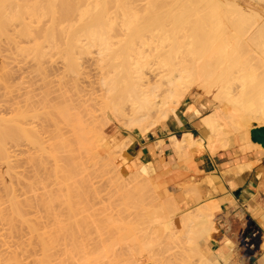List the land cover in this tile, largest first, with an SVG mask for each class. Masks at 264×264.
<instances>
[{"label":"bare ground","instance_id":"obj_1","mask_svg":"<svg viewBox=\"0 0 264 264\" xmlns=\"http://www.w3.org/2000/svg\"><path fill=\"white\" fill-rule=\"evenodd\" d=\"M88 1L85 0L84 2H86V3L84 4L83 0L82 1L81 0H0V41L4 37L9 39L10 40V44H8V45L14 51V54L17 53L21 57L24 56L27 61H28V59H27L28 57L27 56L32 55V57L30 56L32 58V60L29 57L30 58V60L28 61L29 64L26 63V65H25L27 67V64H28L29 65L28 68H30V70H33V69H31L32 66H35V68H38L37 67L38 65H36V64H40V65L42 64V66H43V62H45V59L50 61V59H51L50 57L48 59H47V56L45 57V55L49 54V53L46 54L47 51H49L51 53L50 54L51 57H52V52H53V58L54 57L56 58L57 55L55 54L56 55L55 56L54 53L59 48L60 49L64 48V45H62V44L65 43V48H64L65 50L63 51L64 54L62 53V51L59 52V53H57V52L56 53L64 55L63 57H61V55H59L60 58H64V59H61L62 62L60 61V66L63 69H65V70L69 69L70 72L66 71L65 73H67V74L65 76L67 77V75H69V73H70L69 77L70 76L71 77L69 78V81H66L68 78L67 79H63V77L61 78V79L65 80L66 82L69 83V85H68V83L66 84V85H68L67 89L63 90V91H65V93H63L64 94V98H63V95L61 96V94H60L61 97L59 96V98H61V100H64V101H60L61 103L63 102V104L59 105V107L63 105L64 108H63V106H62L63 109L57 107L56 111H54L52 109H51V111H54L55 113L57 112L56 115H58L57 117L60 118L61 123L63 122L64 126L67 127V130H69L71 132V133H68V131H67V133L76 136V138H75V139H77L76 140L77 141L76 146L79 144V146L82 147L85 144L84 147H82V149L83 148L86 149L89 146V144H87L85 142L86 141L89 142L88 140L91 137H89V138L85 137L86 135L84 133L83 134L81 133V132H84V130L88 126L87 125L85 126L84 124H82L83 126L80 127L81 126V122H79V120L81 121L82 118L81 117H80L81 119L77 118V116H76L77 111L75 113L74 109H76V106H77V109L79 108L78 110H80L81 107L83 108V106H85V104L88 106V104L90 105L92 103V101H91L92 99L86 101V103L85 102L81 103V101H83L82 99H84V101L87 100V99L85 97L84 98H80V97H82V96H86L87 97L91 90H93L92 92H96L97 90L95 91L94 88L93 89H91V88H92V86L95 87L97 85V84L94 83L97 80H98L97 83L99 82L98 84H99V86L101 85L100 87H102V88H100L98 86L99 87L98 88L99 91H97V94L93 95V93L91 92V95H92V97L95 96L94 98L96 100H98L100 102V104H102V105L104 104V106H105V107H103L104 112H105V110L108 109V113H109V110H110V112L112 113V115H111V113H109L111 118L115 119L116 121L118 120V122L119 121L123 122V123H121V122H119V123L123 124L122 126L126 125L127 126L126 128H128L130 125H133L134 128H136L135 124L138 125L140 122H141V124L144 123L142 125L140 124V126L142 127L149 120V122H147L148 125L146 123V126H148V127L150 126L149 130H147V128H146L147 131L143 130V129L141 130V128H139L137 130H134V131H137L139 133L140 137H141V135H145L146 133H148L150 131L154 132L155 129L159 125L160 126H165V124L168 123L171 120V118L176 117L175 110L182 103V101L185 99V97L192 91V89H194V88L196 89L197 88V89L202 90L204 95H206V96L211 95L212 98H213L212 99L213 102L212 103H208L209 111L207 113L203 114L200 117L199 135L197 137H193L190 133H184L178 139L175 138L174 136H170L169 137L168 140L170 141V148L175 154L176 153H180L182 156L186 155V157H188V158L190 156L192 158V160H193V155L197 156V155L203 154L205 152H209L210 155H213L215 152L223 150V148L230 147V145L236 143L237 140H240V141L243 142L245 139L248 138L249 130H250V128H249V126H250L249 120H251L253 117H255V114H258V115H263L264 114V45L262 46L260 44H257L253 40H251L249 37H246L243 34V32H242L243 29L241 27L242 24L243 25L245 24L246 19L254 17L253 16L254 14L250 13L249 10H245L243 8H240V6H237L235 4L233 5V4L229 3L228 0H227V2L225 0V2H223V6H226L225 9L227 10V12L229 10L232 13H231L230 16L223 15L224 16L223 17V25H221V24L218 25V28L220 27V25H221V27L223 26V29H222L223 30V34L222 35H219L220 31H221V27L219 29L220 31L219 32L217 31L219 33L218 35H210V33H209V35H207L206 33H208V32H206V31H208V30L205 31L206 33L202 32L203 34L201 33V31H198V32L195 31L196 33L194 34V30H193V32H191L192 30L190 29V32H189V27H187L188 28V32L187 33L189 35L188 34L186 35L184 32L187 31L186 30L187 29L186 26H187L188 22H189L188 26H190V23H191V20H192V18H191L192 15L191 16L189 15L191 20H188L189 18L188 19L184 18V17L188 16L187 12L189 10L188 11L186 10V12H185V10L180 8V10H183L187 16L185 14L182 15L184 12H181L182 14H179L180 17L178 15L176 16V17H178V22H180L179 18L180 19L184 18L183 19L184 22L181 20L183 23L180 22L181 26L178 27L180 29L177 28L178 31H177V29L174 28L173 31H175V32H172V30H171L172 33H170V31L168 30L169 33L171 34L170 35V34H168L167 30L165 29V27H166L165 24L166 23H164L161 20V18L158 17L159 15L158 16L156 15L157 18H156V16L153 18V14H151L152 11L150 12V8H151L150 3H148V5L146 4L147 5L146 7L149 10L148 9L145 10L146 7H143L144 10H142L141 9L142 5L138 4L135 0H117L115 2V4L112 3L111 0H88ZM135 2H136V4H135ZM217 3H218V1H217ZM82 4H84V5H82ZM137 4L139 5V7H138ZM140 5H141V7H140ZM151 5H152V3H151ZM175 5H176V3H175ZM175 5H174V8H176V10H177V7ZM113 8H114V11L112 10ZM147 10H148V12H147ZM151 10H154V8L151 9ZM220 10L218 11L219 13H220ZM189 12L192 13L191 11H189ZM218 12H216V15H219ZM179 13H180V11H179ZM150 14L152 16H150ZM146 15H148L150 17H148V16L146 17ZM162 15H163V13H162ZM173 17H175V16H173ZM162 18H164V17H162ZM218 18H219V16H218ZM185 19H186V22H185ZM231 19H232V21L235 20L236 22L234 21V24L230 23ZM187 20H188V22H187ZM160 21H162V22H160ZM172 21H174V20H172ZM217 21H216V24H217ZM176 22L177 21H175V24H176ZM194 22H197V21H194ZM202 22H203V20L201 21V23ZM162 23L164 24L165 27H163ZM184 23H187L186 26H185ZM218 23H221V20H219ZM169 24L171 25L170 28L171 27H175V24L172 25L170 23V21H169ZM198 24H200V23H197V25ZM232 24L234 26H232ZM166 25H168V23ZM177 25H178V23H177ZM192 25H195V23L192 24ZM182 26H183L184 30H183V28H181ZM203 26H204V24H203ZM209 26L210 25L208 24L207 27H209ZM207 27H204V28H207ZM214 27H215V25L213 26V28ZM192 29H196V28H192ZM199 29H201V28L199 27ZM203 30L204 29L202 28V31ZM209 30H211L210 27H209ZM176 33H178L177 34L178 36L177 35L175 36ZM180 33H181V36L179 37ZM197 33H199V35ZM172 34H174V35H172ZM63 41H64V43H63ZM172 41H174V43H172ZM4 42H6V39L4 40ZM4 42H2V43H4ZM8 42H6V43H8ZM261 42L264 44V39L261 40ZM168 47H170L171 49L166 51V49ZM1 49L4 50V51L5 50L8 51V49H5V48L3 49V48H1V45H0V56L2 58V57H5L6 54L3 55L4 51L2 52ZM60 49L58 51H60ZM92 49L94 50V52L96 50L95 55H97V56H95V55L91 56L90 55ZM50 50H52V51H50ZM8 52H10V51H8ZM50 55H48V56H50ZM84 55H85V57L87 56V58L91 56V59L89 58L90 60H92L93 56L94 57H98V59L96 58L97 61L95 60L96 61L95 64L98 63V65H99V67H98L95 64H91V61H90V64H91L90 67L93 65L94 67L97 66V68H98V71L95 68L97 73H96V71H94V68H93V71H92V72L96 73V74L94 73L95 75L93 74L94 76H96V78H94V80H93L94 82H92V83L95 84V86L92 83H90L89 77L87 78V76H86V78H84L85 76H83V78H84L83 81H87L88 80L89 84L90 85L92 84L90 89H89V85H88V88H87L86 87L87 85L85 84L86 85L85 86L83 84L85 86V88H87V91H88V89L90 90L88 92V94H86L87 91H84L86 89H80L79 87H77L78 84L80 83V80H82V78H80V74L85 72V73H89V76L91 75L90 71L87 70L86 68H85V70H87V71L84 70V72H83V69L80 68L82 62L85 61V58H82ZM7 57L8 56H6V59H7ZM12 57L13 56H12V53H11V58ZM16 57L12 58L15 61V63H17L19 61V58H17L18 61L16 62V60H17ZM24 57L21 58V60H24L25 59ZM43 58H44V60H42ZM58 59H59V57H58ZM81 59L82 60L84 59V61H81ZM94 59L95 58H93V60ZM93 60H92V62H94ZM48 61H47V63H49ZM256 61L258 62V67H257ZM25 62L26 61H24V63ZM11 63H13V61L10 62V64ZM15 63H13L14 64V65H12L13 67L17 65ZM88 63H89V61H88ZM84 64L86 65L87 62L84 63ZM50 65H51V68L54 65L56 66L55 62L53 64V66H52V63L49 64V67H50ZM85 65L82 64V67L85 66ZM8 66H9V64H8ZM57 66H59V65H57ZM85 67H87V66H85ZM88 67H89V65H88ZM9 68H4V70L5 69H9ZM62 68H61V70H58V71H62L63 70ZM57 69H59V68H57ZM80 69H82V71ZM12 70L15 71L14 68ZM22 70H23V67H22ZM6 71H8V70H6ZM35 71L37 72V70H35ZM63 72H64V70H63ZM79 72H81V73L78 75ZM29 74H28V76H30ZM8 75H7V78H8ZM11 75L9 77H11ZM33 75H31V76H33ZM53 75H55V74H53ZM85 75H87V74H85ZM63 76H64V74H63ZM78 76H79L80 80L79 79L77 80ZM20 78L22 79L24 77L22 76ZM28 78L29 77H27V80H29ZM90 78L93 79V76H91ZM85 79H87V80H85ZM0 80L3 82L6 79L3 80V78L2 79L0 78ZM18 80L22 81L20 79H18ZM63 80H61V81H63ZM17 81H16V84H17ZM78 81H79V83H78ZM152 81L157 83V84L153 85ZM23 82L25 83V80H23ZM26 82H28V81H26ZM57 82H59V80ZM12 83H13V81H12ZM36 83H37V80H36ZM40 83H41V81H40ZM64 83L65 82H63V84ZM20 84H23V83L21 82ZM9 85H8V87H9ZM66 85H65V87H66ZM83 85L80 84L79 86L82 87ZM49 86H50V84H49ZM10 87H11V85H10ZM20 87H21V85H20ZM31 88H32V86H31ZM36 88H37V86H36ZM96 88L97 87H95V89ZM21 89L22 88H20V91H21ZM26 89L27 90L30 89L29 86ZM18 90H19V88H18ZM23 90H24V88H23ZM27 90H26V92L29 91V90L28 91ZM82 90L84 91V94L80 93V92H82ZM4 91H5V89H4ZM8 91H9V89L6 90L7 93H8ZM10 91H11V89H10ZM10 91H9V94L11 93ZM35 91H37V89ZM42 91H43V89H42ZM47 91H49V90L47 89ZM78 91H80V92H78ZM55 92H57V91H55ZM58 92H60V91H58ZM29 93L30 94L23 95L20 99L18 97L19 103H17V99H15L17 96L16 97L13 96L14 98L12 97L13 99H12V101H10L9 105L7 104L8 103L7 102V103H3L0 106V122H4V121H1L2 119L4 120V117L1 114L2 113L1 111L3 110L4 104H7L9 106V107L7 106V109H6L7 113L9 111V113H8L9 120H10V118H13V117L15 118L14 119L15 121L12 124L10 123V126H12L11 130L14 132V133H11V132L10 133L12 134L13 141H14L15 144L12 143V141L11 142L9 141V142L12 143V144H10L11 147H13V144H14L15 148H17L16 149L17 151L19 150V148L21 150V147L23 145V143H21L22 145L20 147V143H19V141L21 142L20 138L24 137V141L27 138L30 139V140L28 139V142L25 141L27 143L24 144V145H26V148H27V145H28V149H27V151H28V150L31 149V147H33V149H34V147L37 144V141L39 140V137H40L39 135L41 134V132L39 133V135L38 134H35V135L33 134V136L38 137V140L35 137V139L37 141L34 140L33 137H31V135L27 136L29 134L28 132H31V134H32V131H34L33 133H35L36 129H38L40 124H42V122L40 123V120H39L40 117H43V115L41 116L40 111H39L40 115L38 114V112H37V115H36L37 117H38V115L40 116L39 118L36 117L37 120H39V124L37 122V124L39 126L36 125V123H34L36 121L35 120L36 118H34L33 122H31L32 121V116L31 115H30V117L28 116V119L30 118L31 121L29 120L30 122H26V123H29V124H27V125H26V123L22 124V119H24V120L27 119L26 116L29 115V114H32L36 110L35 107H34L33 111L30 110L31 108H29V109L27 108L31 104V103H29L30 101H27L30 98L28 96L32 95L35 92H32V91L30 92L29 91ZM60 93H62V92H60ZM19 94H22V93L20 92ZM23 94H24V91H23ZM5 95H7V94H5ZM58 95H59V93H58ZM51 96H52V94H51ZM24 97H25V99L26 98L27 99L25 100ZM32 97H33V95H32ZM46 97H47V95H46ZM22 98L25 100V103H26V104L24 103V105H23V106H25L26 110L22 107L25 111H21V108L19 107L20 104H21L20 100ZM7 99H9V98L7 97ZM14 99H15V101H14ZM79 99L81 101H79ZM30 100L32 101L33 99H30ZM57 100H58V97H57ZM198 100H199V98H194L192 100V102L187 106V109H186L187 113L190 114V113L194 112L195 102H199ZM50 101H51V99H50ZM87 102H88V104H87ZM99 102H98V104H99ZM36 103L34 102L35 105H36ZM74 103L75 104L77 103L78 105L81 103V107H79L80 105L78 106L77 104L74 106ZM34 104H32V106ZM82 104H84V105H82ZM32 106L30 105V107H32ZM42 106L45 107L44 104ZM106 106H107V108H106ZM5 107H6V105H5ZM100 107H101V105H100ZM100 107H99L98 111L101 109ZM85 108H87V107L85 106ZM96 108H97V106H96ZM37 109H39V108L37 107ZM90 109H91V107H90ZM90 109H88V110L90 111ZM40 110H41V106H40ZM84 110L86 111V109H84ZM88 110H87V112H88ZM101 110H100V112L103 111V110L102 111ZM46 111H48V110H46ZM94 111H90V112L94 113ZM72 112H74V113H72ZM104 112H102L100 114L98 112L97 114L99 116L102 114L101 116H103ZM3 113H4V111H3ZM47 113H50V112H47ZM82 113H83V111H82ZM33 114L35 115V112ZM85 114H86V112H85ZM34 115H33V117H34ZM87 115H89V114H87ZM95 115H96V111H95ZM95 115L94 114L92 115V119H93V116L97 117ZM86 116H85V118H87ZM153 116L155 118L156 117L157 118L155 119ZM45 117H47V116H44L43 118H45ZM151 117L153 118L152 120L149 119ZM17 118H19V119H17ZM20 118H22V119H20ZM90 118H91V116H90ZM40 119H42V118H40ZM50 119L51 118L49 117V120ZM52 119H54V118H52ZM84 119H82V120H84ZM9 120H8V122H6V124L9 123ZM18 120H20L21 123ZM96 120L99 121V118H97ZM105 120H106V118H105ZM150 120L153 121V122H151ZM11 121H12V119H11ZM17 121H18V123H17ZM42 121L44 122V119ZM101 121H103V120H101ZM56 122H58V121H56ZM83 122H85V120ZM86 122H85V124H86ZM150 122H151V124L149 125ZM19 123H20V125H19ZM32 123H34V124H33L32 127H30V125H32ZM48 123L47 124L43 123L44 125H47V128L45 127L46 129H48ZM93 123L94 122H92L91 126L93 125ZM95 123L97 124V121H95ZM43 124H42L41 129H43ZM54 124L57 126L56 123H53L51 126H54ZM23 125H25V126H23ZM28 125H29V128L26 129L27 128L26 126H28ZM0 126H1L0 138L2 139V142L0 140V143L3 146V147L1 146V148H5V146H4V144L6 142L5 138H7V137L8 138L9 137L12 138V137L10 136L11 134L6 133L7 130H8L7 128H9V127H7V125L5 126V128L6 127L7 128L4 129L6 131L2 130V125H0ZM20 126L21 127L23 126L25 129L23 127L21 128ZM34 126H36V127L38 126V127L37 128L35 127L36 129H33ZM61 126H62V124H61ZM61 126H59V127H61ZM94 126H97V125H93L92 128L90 127L91 130L88 129V131L89 130L90 131H92V130L95 131L96 130L95 132L99 133V136L101 135L102 137H104L105 136V135H103L104 133L101 134L100 132H97L98 126L95 127V129H94ZM59 127L57 126V129H59ZM132 127L130 126V130L132 129ZM254 127H255V125H254ZM82 128L84 130H81ZM49 129H50V127H49ZM57 129H55V131H57ZM52 130H54V129H52ZM42 131H46V130H42ZM94 131H92V132H94ZM98 131H102V130L98 129ZM1 132H5L3 134L4 137H2ZM26 132L28 134H26ZM95 132L93 134L96 135ZM54 133H52V134H54ZM61 133L59 132V134H61ZM52 134H50V135H52ZM68 134H66L64 136V139L66 138V136H68ZM86 134L88 135V133H86ZM20 135H21V137H20ZM48 135L46 137L44 136V138L47 139V140L45 139L46 140L45 143L48 142ZM58 136L61 137L62 135H58ZM97 136H98V134H97ZM25 137H27V138H25ZM52 137L54 138V136H52ZM60 137H59V139H61ZM83 137H85L86 140H84ZM62 138H63V136H62ZM71 138H72V136H71ZM71 138H69V139H71ZM94 138H95V136H94ZM57 139H58V137H57ZM64 139H63V142H64ZM41 140H42V137H41ZM55 140H56V138H55ZM162 140L163 139H158L156 141H162ZM33 141H36V143L35 142L33 143ZM42 141L44 142V140H42ZM72 141L74 142V140H72ZM22 142H23V139H22ZM39 142H41V141H38V143ZM31 143H33L34 146L32 144V146L30 147ZM58 143H59V140H58ZM101 143L102 142H100V144ZM40 144H44V143H40ZM40 144H37V145L40 146ZM90 144H92V143H90ZM155 144L159 145V142H157ZM158 145H155V146H158ZM160 145H162V143ZM39 146H37V148L41 149V147H39ZM63 146H65V144ZM63 146H61V147H63ZM42 147L44 148V146H42ZM66 147L64 149H66ZM80 147H78V148H80ZM90 147L91 146H89L88 148H90ZM105 147L107 148L108 146L106 145ZM15 148H14V150H15ZM43 148H42V150H44ZM68 148L70 149L71 146L69 147V145H68ZM122 148H121V150H122ZM156 148H158V147H156ZM6 149L7 148H5L4 150H6ZM50 149H51V147H50ZM58 149H61V148H58ZM1 150L3 151V149H1ZM24 150L26 151L25 148H23L21 151H24ZM77 150H79V149H77ZM77 150H76V152H77ZM11 151H13V149H11V148L9 149V151L7 149V153L5 151L6 154L3 151V153H2L3 158H1L2 156H1V153H0L1 160L5 159V160H3L4 162H2V163H4V166H5V164L7 162L9 163L10 167L7 166V164H6V166L9 167V168H7L5 166L6 167L5 169H7V170L11 169V167L14 165V163L12 162V166H11L10 162H11L12 159H14L15 153L18 154L17 151L16 152L13 151L14 152L13 153L14 155H13L11 153ZM34 151H35V149H34ZM37 151H39V149ZM67 151H69V150H67ZM8 152H10L11 155H9ZM18 152H20V151H18ZM48 152H45V154L47 153V155H45L46 157L48 156ZM59 152H60V150H59ZM51 154H49V157L52 158V156L54 154L53 155H51ZM66 154H63V155H66ZM8 155L11 158L12 157L13 158L12 159L8 158ZM63 155L61 154V156H63ZM72 155H71V157H72ZM125 155H123L122 157H124ZM4 156H6V157H4ZM54 157H56V159L58 158V156H54ZM54 157L52 159L53 160L52 162H54V164H56L57 160L54 161V159H55ZM51 158H49V160ZM82 158L84 159V157H82ZM126 158L127 157H125V159ZM141 159H142V157H141ZM49 160H48V162H49ZM78 160H79V158H78ZM130 161H132V160H130ZM133 161H135V159ZM36 162H38V160ZM28 163H29V161H28ZM58 163H60V162H58ZM15 164H17V161L15 162ZM19 164H20V161H19ZM23 164H25V162ZM107 164H104V166L108 167ZM135 164H137V163L135 162ZM25 165H23V167ZM29 165H30V163H29ZM0 166H1V164H0ZM15 166H17L18 169H20V167L18 165H14V168H15ZM125 167L127 168V166H125ZM129 167H130V170H132V167H135L134 163L131 162V166L129 165ZM137 167L138 168L140 167L138 173H136V171L138 170L137 168H135V170L137 169L136 171H134V169L132 170V171L135 172L136 176L140 175L143 172L141 170L142 163H141V165H139ZM46 168H47V166H46ZM126 168H125V171H126ZM42 169H45V168H42ZM57 169L54 167V170H57ZM83 169L85 170V168H83ZM36 170H37V168H36ZM54 170L52 171V173L56 172ZM128 170H129V168H128ZM19 171H21V170H19ZM113 171H114V167H113ZM10 172L12 173V171H10ZM42 172H44V171H42ZM42 172H41V174H42ZM79 172H81V171H79ZM23 173H25V172H23ZM23 173H22V176H23ZM45 173H46V170H45V172L43 174H45ZM57 173H59V171ZM84 173H85V171H84ZM13 174H15V173H13ZM16 174H20V173L16 172ZM50 174H51V171H50ZM65 174H66V172H65ZM122 174L124 175V173H122ZM1 175H0V177H1ZM28 175H26V176H28ZM125 175H126V173H125ZM3 176H6V174H3ZM59 176H61V175H59ZM75 176H77V175H75ZM81 176H83V175H81ZM9 177L10 176H7L6 178H9ZM54 177H55V175H54ZM119 177L120 176H118L115 179H118ZM59 178L63 179L61 177H59ZM71 178H69V179H71ZM79 178L81 179V177H79ZM132 178H130V179H132ZM128 179H127V175H126V180H128ZM33 180H34V178H33ZM46 180H48V179L46 178ZM16 181H19V179L18 180L16 179ZM103 181H104V179H103ZM131 181L133 182V179ZM0 182H4V184H5V180L4 181L1 180ZM19 182H18V184H19ZM22 182H24V180H22ZM57 182H58V180H57ZM69 182H67V183H69ZM120 182H122V181H120ZM129 182H130V180H129ZM28 183H29V181H27V183H25V185L26 184L28 185ZM54 183L55 182H53L52 184H54ZM67 183L65 182V184H67ZM4 184L0 183V185H3V186H4ZM8 184H10V183H7L5 186H7ZM74 184H76V183H74ZM82 184L83 183H81V186H82ZM93 184H95V183H93ZM126 184H130V183H126ZM10 185L13 186L12 184H10ZM25 185H24V187H26ZM57 185H59V184H57ZM57 185H56V188H57ZM63 185L64 184H62V186ZM96 185H97V183H96ZM109 187L113 189V187H111V186H109ZM122 187H123V185H122ZM129 187H130V185H129ZM82 188L84 189V187H82ZM5 189H3L4 191H2V189H0L1 193L4 192L7 199L9 198L10 195H11L10 198H12L13 197L12 195L15 194V190L16 189L14 187L11 188V190L14 189V192H12L14 194H10L11 191L10 192L8 191L10 189V187H8V190H7V188H5ZM31 190H30V193H32ZM36 190H37V188H36ZM64 190L68 191L67 189H65V187H64ZM91 190H92V188H91ZM5 191L9 192V196L8 197H7L8 193H6ZM28 191H29V189H28ZM77 191H79V190H77ZM143 191H144V189L142 190V193H143ZM23 192H24V190H23ZM23 192H22V194H23ZM84 192H85V190H84ZM147 192H148V190H147ZM1 193H0V200H1L0 202L3 204V201L1 199V195H3V194H1ZM27 193L28 192H26V194ZM67 193L68 192H66V194ZM104 193H106V192H104ZM126 193H128V192H126ZM22 194H20V195H22ZM50 194H51V192H50ZM60 194H62V191H61ZM23 195H22V197H23ZM28 195H30V194H27L26 196H28ZM55 195H54V197H55ZM34 196H37V195H34ZM2 197L5 198L4 196H2ZM23 198H22V200H23ZM29 198H30V196H29ZM97 198H98V196H97ZM7 199L4 200V201H6V202H4L5 205L8 202L10 204V202H11V199L10 200L9 199L7 200ZM14 199L15 198H13V200H12V202H14V203L12 204V202H11V206L12 207L17 204V201H15ZM68 199H66V202H67ZM79 199H81V198L79 197ZM16 200H17V198H16ZM24 201H26V200H23V202ZM27 201L29 202V200H27ZM63 201H64V199H63ZM181 201L182 200H179V202H181ZM200 201H201V197L198 194L197 189L195 188L192 191V195L189 198H187L186 200H183V202H181V204L179 205L178 209L175 210L178 213L181 210L180 211L181 212L180 215L179 216L172 215L169 218V221L165 225V227L167 228V231H168V229L176 230V232H172L171 231V233H172L171 236H173V238L175 239V242H174L175 243V248L177 247L176 250L178 252L174 248L173 249L177 252V254L179 253V255H180L179 258H180L181 261L178 262L179 258H177L178 261H173V263L177 262L178 264H192L193 263L192 260H193V258H195V260L197 259V262L194 261L196 263H193V264H197V263L198 264H219L218 261L212 256L213 252L207 247L208 242L212 239V235L217 231L216 228H215V223H214V221L212 219H213V213L219 209V206H218V204H216V202L210 201V199L209 200H203L202 202H200ZM74 202H75V200H74ZM122 202H124V200ZM125 202H126V200H125ZM1 203H0V205H1ZM29 203H31V205H32V202H29ZM9 204H7V205H9ZM47 204H50V203L48 202ZM67 204H68V202H67ZM74 204H76V203H74ZM79 204H78V206H79ZM24 205H25V202H24ZM31 205H30V207H31ZM39 205L40 204H39V201H38V206H37V204L34 205V209H35V206L37 208L34 212L30 210L31 209L30 207H29L30 211H28V210L26 211L25 210L23 212H20V211H22V209L21 210L20 209L17 210V209H13L14 207L12 208V207H8L7 206L8 209L9 208L13 209L12 211H11V209H9L11 211L9 213V212H6V211H2V208L0 207V233H1V231H3L1 233L2 235L0 234V238L1 237H2L1 239H3L4 237L6 238L5 242H4L5 239H3V240L0 239V241L1 242L3 241V244L5 243L4 245L6 246V247H4L3 244L0 243L1 246L4 247V249H3V247L2 248L0 247V249H1L0 251H2V249H3V251L0 252V264H9L10 261H11L12 264H62V263L64 264V262L67 261V259L65 260V258H62L64 256V253H65L64 251H63L64 252L63 256L61 254L62 257L59 258L60 257V254H59L60 251L58 252L57 251L58 249L57 250L55 249L56 246L54 247V245L52 243H50V242L49 243L45 242V241H49L50 238L52 240H54V238H52V237H47V239L43 238L44 233L47 234V231H49V230L45 229L46 232H44V229H43V232H44V233L42 232L43 235L41 233L39 234L38 230H40V229L37 230V226H36L37 224L34 225L33 222L37 223L39 220H41V222L39 221L43 225L41 227H44L48 222H52V226L54 225V227L55 226L58 227L56 229H58V231H60L61 228H62L61 227L62 224H64V221H65L66 229H67L68 227L71 226V224L69 225L66 222L68 221L69 223H72L71 221H74V220H71V219H74L75 217H77L78 214L76 216L74 215L76 213V210L74 208L73 209L75 210V213L74 212H70V211L64 212V211H61V209L60 210L58 209V211H54L55 210L54 207H52V209H54V210L51 209L52 211H50V210H48L49 208L47 209V207H45L46 208V215L44 216L42 214L43 212L41 213L42 216H44L45 219H46V220H44V221H46V223H43L42 221H43L44 218L41 219L42 216H40L41 217L40 218L39 215H38V213H39L38 212L39 211ZM95 205H96V203H95ZM95 205H92V206H94L93 208H95ZM6 206H4L3 210L5 209ZM48 206H50V205H48ZM64 206L65 205H63V207ZM16 207L19 208L21 206L20 205L18 206V204H17ZM58 207H60V205ZM83 207H85V206H83ZM26 208H27V205H26ZM26 208H24V209H26ZM79 208H82V207L80 206ZM96 208H97V206H96ZM121 209H123V208H121ZM32 210H33V206H32ZM109 210H111V209H109ZM71 211H72V209H71ZM117 211H119V210H117ZM35 212H37V213H35ZM82 212H83V210H82ZM82 212H81V216L84 214V213L82 214ZM103 212L105 213L106 211L104 210ZM92 213H95V212H92ZM114 213L116 214L117 212L114 211ZM33 214L35 216L38 215L37 217H39L40 219H38V221H36L35 218H37V217H34ZM87 214L88 213H85L83 217H87L88 218L89 214L88 215ZM109 216H106V217L108 218ZM78 217L75 218V219H78ZM99 217L100 216L98 215L96 218H99ZM89 218L87 219L88 223H89V221L91 222L93 219H95V218H90V219ZM47 219H49V221ZM111 219L113 220V217ZM117 219L119 220L120 218H117ZM109 220H110V218H109ZM80 221L78 222V220H77V222L76 221L75 222L82 225L83 223H80ZM83 221H84V219H83ZM75 222H73L74 226H75ZM119 222H120V220H119ZM84 223L87 224L85 221H84ZM67 224H68V227H67ZM92 224H93V222H92ZM97 225L99 226V224H97ZM49 226L50 225H48L46 227H49ZM38 228H40V227L38 226ZM50 228H52V227L50 226ZM81 228H83V226H81ZM19 230H20L21 233L19 232ZM21 230H25L26 232L24 233V231L22 232ZM41 230H42V228H41ZM68 230H69V228H68ZM105 230L108 231L107 229H105ZM17 231L20 233V235H19V233ZM55 231H57V230H55ZM82 232H84V231H82ZM36 233H38V234H36ZM68 233H70V232H68ZM86 234H89L88 231H86V233L84 235H86ZM40 235H42V236H40ZM48 235H45V237L48 236ZM56 235H58V234H56ZM143 235H144V233H143ZM89 236L87 235V237H89ZM91 236H93V235H91ZM91 236H90V239H88V240H91V238H92ZM137 236L133 235V237H135L134 241H135ZM93 237H95V236H93ZM104 237H105V235H104ZM131 237H132V235H131ZM103 238H101V239H103ZM146 239H147V237H146ZM156 239H157V237H156ZM143 240H144V238H143ZM86 241H87V239H86ZM137 241L139 242L138 238H137L136 242ZM131 242H133V241H131ZM113 243H115V242H113ZM71 244H73V243H71ZM116 244H117V242H116ZM132 244L129 245V246H132ZM149 244L151 245V243H149ZM142 245H144L143 242H142ZM142 245L140 243L139 247L142 246ZM73 246H74V244H73ZM134 246H132V247L137 249V246L136 245H134ZM149 247H148V249H150ZM143 248L146 249V245ZM140 250L141 249H139V251ZM133 251L131 253L130 252L129 253L132 256H134V255L136 256V252L138 250L134 251V252ZM139 251H138V253H139ZM173 251H172V253H173ZM148 252H152V251L148 250ZM2 253L5 254L3 258H2V255H3ZM69 253H70V251H69ZM72 253H75V252H72ZM82 253H80V254L83 255ZM146 253H147V251H146ZM168 253L169 254H167V255L176 256L175 253L173 255H171L170 254L171 251H169ZM125 254H126V252H125ZM139 254L141 255V253H139ZM139 254H137V256ZM129 255H127L128 257L125 256L128 259H126V260L123 259V260H125L123 262H122V260L120 261L121 258L117 257V258H119V260H117L116 263L119 261L121 263L118 262L117 264H140V262L136 263L137 260L135 261L134 259L132 260L131 258H129V257H132L131 255L130 256ZM146 255H148V254H146ZM152 255L154 256L153 252H152ZM190 255L196 256V257L191 258V263H190L189 258H188ZM6 256H7V258H6ZM174 256H173V258H174ZM85 257H83V258H85ZM125 257L123 256V258H125ZM176 257H178V256H176ZM74 258H76V256ZM149 258H151V257H149ZM186 259H188V260H186ZM221 259L223 260V258H221ZM173 260H176V258H174ZM77 261H79V259ZM110 261L108 260L109 263L107 262V264H112L113 263V261H111L112 263ZM156 261H158V260H156ZM177 263H175V264H177Z\"/></svg>","mask_w":264,"mask_h":264},{"label":"rangeland","instance_id":"obj_2","mask_svg":"<svg viewBox=\"0 0 264 264\" xmlns=\"http://www.w3.org/2000/svg\"><path fill=\"white\" fill-rule=\"evenodd\" d=\"M82 1V0H81ZM85 0H83V3L85 4L86 2H84ZM86 1H88V0H86ZM117 0H111V2L112 3H114L115 4V2H116ZM138 4H141L142 5V10H144V8L143 7H146L147 5H148V3H150V6H151V8H150V12H151V14H153V18L157 15H159L158 17L159 18H161V20L164 22V23H168V25H166L165 24V26H164V24H163V27H165V29L167 30V32H168V34H170V33H172V32H175V31H173L174 30V28L175 29H177L178 27H180L181 26V24H180V22L181 23H183L184 22V18H186V19H188V20H191L190 19V16L192 15V20H191V23L192 24H194L195 23V25H192L191 23H190V26H188L189 25V22H188V20H187V22H188V24L187 23H184L185 24V26H186V24H187V26H186V28L187 27H189V32H190V29L192 30L191 32H193V30H194V34L196 33V32H198V31H201V33L203 32V33H206V32H208V33H206L207 35H209V33H210V35H218L219 33V29H220V27H221V25H223V15H226V16H230L231 15V11H229L228 10V12H227V10L225 9L226 8V6H223V2H225V0H135ZM149 1V2H148ZM217 1H218V3H217ZM229 1V3H231V4H235V5H237V6H240V8H243V9H245V10H249L250 11V13H252V14H254L253 16L254 17H251V18H247L246 19V21H245V24L243 25H241V27H242V32H243V34L246 36V37H249L251 40H253L255 43H257V44H260V45H264L262 42H261V40H263L264 39V0H228ZM263 1V2H262ZM89 2V1H88ZM136 2H135V4H136ZM178 2V3H177ZM212 2V3H211ZM226 2H227V0H226ZM151 3H152V5H151ZM175 3H176V5H175ZM180 3V4H179ZM191 3V4H190ZM84 4H82V5H84ZM137 4V5H138ZM147 4V5H146ZM189 4V5H188ZM141 5H140V7H141ZM145 5V6H144ZM174 5L177 7V10H176V8H174ZM181 6V7H180ZM187 6V7H186ZM138 7H139V5H138ZM154 8V10H151V9H153ZM211 7V8H210ZM180 8H182L183 10H185V12H186V10L188 11H191L192 13H190L189 11L187 12L188 14V16L185 14V12L183 11V10H180ZM223 8V9H222ZM146 9H148L147 7L145 8V10ZM221 9V10H220ZM228 9V8H227ZM113 11H114V8L112 9ZM111 10V11H112ZM149 10V9H148ZM148 10H147V12H148ZM176 10V11H175ZM220 10V13L218 12ZM176 13H175V12ZM179 11H180V13H179ZM224 11V12H223ZM181 12H184L183 14L181 13ZM216 12H218L219 13V15H216ZM227 12V13H226ZM157 13V14H156ZM162 13H163V15H162ZM176 15H175V14ZM223 13V14H222ZM150 14V16H152ZM174 14V15H173ZM179 14H182V15H186L187 17H182L183 19H180L179 18V20H180V22H178V17H176L177 15L180 17V15ZM212 14V15H211ZM181 15V16H182ZM190 15V16H189ZM148 15H146V17H147ZM150 16H148V17H150ZM157 16H156V18H157ZM173 16H175V17H173ZM217 16V17H216ZM218 16H219V18H218ZM162 17H164V18H162ZM196 18V19H195ZM174 20V21H172V20ZM177 19V20H176ZM186 19H185V22H186ZM207 19V20H206ZM160 20V19H159ZM166 20V21H165ZM183 22H182V21ZM203 20V24H204V26H203V24L201 23V21ZM219 20H221V23H218V21ZM162 21H160V22H162ZM168 21V22H167ZM169 21H170V23L172 24V25H174L175 24V21H177L176 22V24H175V27H171L170 28V24H169ZM193 21V22H192ZM194 21H197V22H194ZM216 21H217V24H216ZM235 21V20H234ZM234 21H232V19H231V22L230 23H233L234 24ZM236 22V21H235ZM177 23H178V25H177ZM197 23H200V24H198L197 25ZM215 23V24H214ZM161 24V23H160ZM208 24L210 25L209 27L211 28V30H209V27H207L208 26ZM212 24V25H211ZM219 24H221L220 25V27L218 28V25ZM232 24V26H234ZM156 25V24H155ZM177 25V26H176ZM183 25V24H182ZM215 25V27L213 28V26ZM198 27V28H197ZM199 27L201 28V29H199ZM204 27H207V28H204ZM181 28H183V26L181 27ZM192 28H196V29H192ZM202 28L204 29L203 31H202ZM178 29H180V28H178ZM178 29H177V31H178ZM223 26L221 27V31H220V34L219 35H222L223 34ZM170 31V33H169V31ZM171 30H172V32H171ZM183 30H184V28H183ZM182 30V31H183ZM187 30V31H186ZM185 31L186 32H184L186 35L188 34L187 32H188V28L186 29ZM206 30H208V31H206ZM196 31V32H195ZM206 31V32H205ZM218 31V32H217ZM180 32V31H179ZM217 32V33H216ZM200 33V32H199ZM199 33H197L198 35H199ZM202 33V34H203ZM178 33H176L175 34V36L177 35ZM183 34V33H182ZM171 35V34H170ZM172 35H174V34H172ZM189 35V34H188ZM174 36V37H175ZM178 36V35H177ZM181 36V33L179 34V37ZM12 38V37H11ZM6 39V42H8V43H6V42H4V40ZM3 40V41H2ZM2 40L0 41V45H1V48H5V49H8V51H10V52H8V51H4V50H2V52H3V55L4 54H6L5 55V57H2L1 58V56H0V78L2 79L3 78V80L4 79H6V80H4L3 82L1 81L0 82V106L3 104V103H7L8 105H9V103H10V101H12V99L14 98V97H16L15 99H17V103H19V99L23 96V95H25V94H30L29 93V91L31 92H35V93H33L32 95H33V97H32V95H27L28 97H30L29 98V100H27V101H30L29 103H31L30 105L32 106V104H34V102L36 103V105L34 104L32 107H30V105L27 107L28 109L29 108H31L30 110H34V107L36 108V110L34 111L35 112V115H34V117H33V115L32 114H29V115H27L26 116V118L27 119H22V118H20V119H22V124H25L26 122H30L31 120H30V118L28 119V116L30 117V115L32 116V121L31 122H33V119L34 118H36L37 116V112H38V114H39V111H40V113H41V116L43 115V117L44 116H47V117H45V118H43V117H40L39 115H38V117L37 118H42V119H40L39 118V120H40V123L42 122V124L44 123V124H47L48 122V129H46L47 128V125H44L43 124V129H41V127H42V124H40V126L38 125L39 124V120H37V118L34 120L35 122L34 123H36V125H38L39 126V130L38 129H36L37 127L36 126H34V128L33 129H36V131H35V133H33L34 131H32V134H31V132H26V134H28L27 136H29V135H31V137H33V139L34 140H38V137H36V136H33V134L35 135V134H38L39 135V133L41 132V134L39 135L40 137H39V140L38 141H41V142H39L38 143V141H37V144H40V143H44V144H40V146L39 145H37L36 144V146L34 147V149H35V151H34V149H33V147H31L32 146V144L35 142L36 143V141H33V143H31V145H30V147H31V149L30 150H28L27 151V149H28V145H27V148H26V145H24V144H26L27 142H28V139L29 138H27V137H25V138H27V139H25V141H27V142H25L24 141V137H22V138H20V140H21V142L19 141V143H20V147H21V143H23V145H22V147H21V150L23 149V148H25L26 149V151L24 150V151H21L20 150V148H19V150L18 151H20V152H18L16 149L17 148H15V146H14V141H13V137H12V134L11 133H14L12 130H11V127L12 126H10V123L12 124L15 120V118L13 117V118H10V120H9V115H8V113H9V111H8V113H7V104H4V107H3V110L1 111L2 113V116L4 117V120L2 119L1 121H4V122H0V125H2V130L3 131H6V130H4V129H6L7 127H9V128H7L8 130H7V132L6 133H8V134H11L10 136L12 137V138H5L6 140V142H5V144H4V146H5V148H7L8 149V151H9V149L11 148V149H13V151H17V153L19 154H16L15 153V155L13 154L14 152L13 151H11V153L15 156L14 157V159H12L9 155H11V153L10 152H8V158H11L12 160H11V162H10V164H11V166H12V162L14 163V165H18L19 167H20V169H18V167L17 166H15V168H14V165L11 167V169H9L10 171H12V173L9 171V170H7V169H5L7 166H9V163L7 162L6 164H7V166H6V164H5V166H4V163H2V162H4L3 160H5V159H3V160H1V158H3V156H2V153H3V151H4V153H5V151H6V153H7V149L6 150H4L5 148H1V146H2V144L0 143V150L1 149H3V151L1 152L0 151V153H1V158H0V164H1V166H0V175H1V177L3 176V174H6V176H3L1 179H0V181L2 180V181H4L5 180V184H4V182H0L1 184L3 183L4 184V186L3 185H0V189H2V191H4L3 189H5V188H7V190H8V187H10V189L8 190L9 192H10V194H14V193H12V192H14V189L13 190H11V188H15L16 190H15V194L14 195H12L13 197L12 198H10V196H9V192H6V193H8V195H7V197L9 196V198L11 199V202H12V200H13V198H15L14 200L15 201H17V204H18V206L20 205L21 207H19V208H17L16 207V205L15 206H11V202H10V204H9V202L7 203V204H9V205H7L8 207H12L13 209H22V211H20V212H23V211H35L37 208H36V206H35V209H34V205H36L37 204V206H38V201H39V213H38V215H39V217L40 216H42V214L45 216L46 215V208L45 207H47V209L48 210H50V211H52V210H54V211H58V209L60 210L61 209V211H64V212H68V211H70V212H74L75 213V210H76V213L74 214L75 216L77 215V217L80 215L81 216V212H82V210H83V212H82V214L84 213H88L89 214V216H88V218L90 217V218H95V219H91L92 221L90 222L89 221V223L87 222L88 220V218L87 217H83L84 216V214L80 217H78V219H75V218H77V217H75L74 219H71V220H74V221H71L72 223H69L68 221L66 222V223H68L69 225L71 224V226L70 227H68V224H67V227L69 228V230H68V228L66 229V224H65V221H64V224H62V228H61V230L60 231H58V229H56V228H58V227H54V225L52 226V222H48L49 221V219H47L48 221V225H50L52 228H50V226L49 227H46V226H48L47 224L44 226V227H41V226H43L42 225V223H40L41 222V220H39L38 221V219H40L39 217H37L38 215H34L33 214V216L34 217H37V218H35L36 219V221H38L37 223H34L33 222V224L34 225H36L37 226V230L38 229H40V230H38V233L40 234H42L43 235V233L44 232H46V230L45 229H48L49 231H47V234L46 233H44V236H43V238H46L47 239V237H52V238H54V240H52L51 238H50V240L49 241H45V242H50V243H52L53 245H54V247L56 246V250L59 252L60 251V257L59 258H61L62 256H63V253H64V256L62 257V258H65V260L67 259V261L66 262H64V264H107V262H108V260L110 261L111 259V261H113V263L114 264H117L116 263V261L117 260H119V258H121L120 259V261L122 260V262L123 261H125L126 259H128L127 257V255H129L135 248V246L134 245H136L137 246V249H135L134 251H139V249H141L140 251H139V253H141V255L138 253V251L136 252V256L134 257V256H132L131 254V256L132 257H129V258H131L132 260L134 259L135 261H136V263H138V262H140V264H175V263H177V262H174L173 263V261H178L177 260V258H179L180 257V255H179V253L177 254V250H176V248H175V239L173 238V236H171V231L172 232H176V230H174V229H168V231H167V228L165 227V225H166V223L169 221V218L172 216V215H174V216H179L180 215V211H179V213L177 212V211H175V210H177L178 209V207H179V205L181 204V202H183V200H186L187 198H189L191 195H192V191L196 188L195 186H193V185H189V187H187L185 184H186V182L188 181V177L190 176V175H192L191 174V170H192V167H194L195 166V164L192 162L193 160H194V158H195V156L193 155V160H192V158L189 156V158L188 157H186V155H181L180 153H174L172 150H171V148H170V143H167V144H163L164 143V141L162 140V141H156L155 143H157V142H159V145L162 143V145H158V144H155L154 143V145H158V146H155V147H158L157 148V150H158V155H159V159H160V162H161V168H160V164H159V170H156L154 173H153V175H151V174H149L150 173V167H149V165H148V163L146 162V160H147V158H146V156L145 155H140V152L139 153H137V155L135 156L134 154H133V147L137 144L136 143V138H137V136L138 137H140V135H139V133L137 132V131H134V130H137V129H139V128H141V130L143 129V130H146V128H147V130H149V128H150V126L148 127V126H146V123L147 122H149V120L145 123V127L144 126H140V124H141V122L137 125V124H135L136 125V128H134V126L133 125H130L131 127H132V129L130 130V126L128 127V128H126L127 126L125 125V126H122L123 124H121V123H123V122H121V121H119V122H121V123H119L118 122V120L116 121L115 119H113V118H111L110 117V114L109 113H111L110 112V110H109V113H108V109L107 110H105V112H104V110H103V107H105L104 106V104L102 105V104H100V102L98 101V100H96L94 97L95 96H93L92 97V95H91V92L93 91V90H89L90 88H91V86H92V84L95 86V84H97L95 87H97L96 89H95V87H93L92 86V88L91 89H93L94 88V90L96 91H99V87L101 86H99V82L97 83V81L96 82H94L93 80H94V78H96V76H94L96 73H97V71H98V68H97V66L99 67V65H98V63L97 64H95L96 63V61H97V59H98V57H92V60H93V58H95L93 61L94 62H92V60H90L91 59V56L92 55H95V52H96V50H95V52H94V50L92 49L91 50V56L90 57H88L87 58V56L85 57V55L82 57V58H85V61H84V59L82 60L81 59V61H84V62H82V64L83 65H85L84 63H86L87 62V64L85 65V66H87L88 67V65H89V67L87 68V67H85V66H83L82 67V64H81V67L80 68H82L83 69V72H84V70H85V68L87 69V70H89L90 71V76H89V73H85V74H87V75H85L84 73H82V74H80L81 72H79L78 73V75L80 74V78H82V80H80L79 79V76L77 77V80L79 79L80 80V83H79V81H78V86L77 87H79L80 89H86V90H84V91H87V88H88V85H89V89H88V91H87V93L86 94H88V92L90 91V93H89V95L86 97V96H82V97H80V98H86L87 100H85L84 101V99H82L83 101H81L80 99H79V101H81V103H83V102H85L86 103V101H88V100H90V99H92L91 101H92V105L90 104H88V102H87V104H88V106L85 104V106L87 107V108H85V106H83V108L81 107V103L78 105L77 103V105L79 106V107H81V109L80 110H78L77 109V106H76V109H74L75 110V113H76V111H77V113H76V116H77V118H79V119H84L85 118V116L87 115V114H89L90 116H91V118H90V116L89 115H87L86 117L89 119H87V118H85L84 120H85V122H86V124H85V122H83L84 120H82L81 119V121L79 120V122H81V126L80 127H82L83 125L82 124H84L85 126L87 125L88 127H86V129L84 130L83 128L81 129V130H84V132H81L82 134L84 133L86 136L85 137H91V138H89V142L90 143H92V144H90L89 142H85V143H87V144H89V146H91L90 148H88L87 146V148L85 149V148H83L82 149V147H84V145L82 146V147H80L79 146V144L76 146V144H77V139H75L76 138V136H74V135H72V134H68V133H71L69 130H67V127L66 126H64V123L62 122L61 123V120H60V118H58L57 116L58 115H56V113L54 112V111H56V109H57V107L58 108H62V106H60L59 107V105H61V104H63V102L61 103L60 101H64V100H61V98H59V96H60V94H61V96L63 95V98H64V94L63 93H65V91H63V90H66L67 89V87H68V85H69V83L68 82H66V81H69V78L71 77H69V75H70V73H69V75H67V77L65 76L67 73H65L66 71L68 72H70V70L68 69H63L61 66H60V61L62 62V60L61 59H64V58H60V56L59 55H61V54H57V53H59V52H61L62 51V53H63V51L65 50L64 48H65V43H64V41H63V43L64 44H62V45H64V48H62V49H60V51H54L55 53H54V55L56 56V58L54 57L53 58V52H52V57H51V53L49 52V51H47V53L46 54H48V55H50V56H48V55H45V57L47 56V59L50 57L51 59H50V61H48V60H46L45 59V62H43V66H42V64L40 65V64H36V65H38L37 67L38 68H35V66H32L31 67V69H33V70H30V68H28V64H29V60H30V58L32 57V55H30V56H27L28 58V61L26 60V58L24 59V60H21V58H23V57H21L20 55H18L17 53H15L14 54V51L10 48V46L8 45V44H10V40L9 39H7V38H2ZM174 40V39H173ZM2 42H4V43H2ZM66 42V41H65ZM172 43H174V41H172ZM3 44V45H2ZM5 44V45H4ZM172 45V44H171ZM4 46V47H3ZM9 46V47H8ZM7 47V48H6ZM61 47V46H60ZM63 47V46H62ZM171 48L170 47H168L167 49H166V51L167 50H170ZM12 50V51H11ZM50 51H52V50H50ZM11 53H12V56L13 57H16V59L17 58H19V61H18V59L16 60V62L17 63H15V61L11 58ZM10 54V55H9ZM64 54V53H63ZM61 55V57H63L64 55ZM6 56H8L7 57V59H6ZM89 56V55H88ZM95 56H97V55H95ZM30 57V58H29ZM58 57H59V59H58ZM90 58V59H89ZM97 58V59H96ZM88 59V60H87ZM8 60V61H7ZM31 60H32V58H31ZM42 60H44V58L42 59ZM53 60V61H52ZM57 60V61H56ZM59 60V61H58ZM96 60V61H95ZM13 61V63H15V64H17L16 66H12V65H14L13 63H11L10 64V62H12ZM24 61H26L25 63H24ZM34 61V60H33ZM47 61L49 62V63H47ZM52 61V62H51ZM88 61H89V63H88ZM90 61H91V64H95V65H97V66H91L90 67ZM52 63V66H53V64H54V62H55V64H56V66L57 65H59V66H53L52 68H51V65H50V67H49V64H51ZM26 63H28L27 64V67L25 66L26 65ZM42 63V62H41ZM256 63H257V67H258V62L256 61ZM8 64H9V66H8ZM45 64V65H44ZM11 65V66H10ZM20 65V66H19ZM8 66V67H7ZM9 68V69H5L4 70V68ZM19 67V68H18ZM22 67H23V70H22ZM42 67V68H41ZM15 69V71L14 70H12V69ZM17 68V69H16ZM21 68V69H20ZM28 68V69H27ZM45 68V69H44ZM56 68V69H55ZM57 68H59V69H57ZM61 68L64 70V72H63V70L62 71H58V70H61ZM93 68H94V71H96V69H97V71H96V73L95 72H92L93 71ZM96 68V69H95ZM26 69V70H25ZM47 69V70H46ZM52 69V70H51ZM82 69H80L81 71H82ZM6 70H8V71H6ZM21 70V71H20ZM29 70V71H28ZM35 70H37V72L35 71ZM87 70H85V71H87ZM5 71V72H4ZM55 71V72H54ZM88 71V72H89ZM8 72V73H7ZM11 72V73H10ZM16 72V73H15ZM33 72V73H32ZM10 73V74H9ZM21 73V74H20ZM26 73V74H25ZM30 73V74H29ZM95 73V74H94ZM9 74V75H8ZM12 74V75H11ZM23 74V75H22ZM28 74L30 75V76H28ZM34 74V75H33ZM53 74H55V75H53ZM63 74H64V76H63ZM94 74V75H93ZM6 75V76H5ZM7 75H8V78H7ZM11 75V77H9ZM21 75V76H20ZM31 75H33V76H31ZM24 77V78H20V77ZM60 78H59V77ZM82 76V77H81ZM83 76H85L84 78H86V76H87V78L89 77V81H90V83H92V82H94V83H92L91 85L89 84V81L87 80V79H85V80H87V81H83ZM91 76H93V79L92 78H90ZM5 77V78H4ZM20 79V80H22V81H19L18 79ZM27 77H29L28 79L29 80H27ZM33 77V78H32ZM55 77V78H54ZM63 77V79H67L66 81L65 80H63V79H61ZM10 78V79H9ZM12 78V79H11ZM15 79V80H14ZM37 80V83H36V80ZM57 79V80H56ZM18 80V81H17ZM23 80H25V83L23 82ZM59 80V82H57ZM61 80H63V81H61ZM96 80V79H95ZM11 81V82H10ZM12 81H13V83H12ZM15 81V82H14ZM16 81H17V84H16ZM26 81H28V82H26ZM40 81H41V83H40ZM83 81V82H82ZM5 82V83H4ZM22 82L23 84H20V83ZM63 82H65L64 84H63ZM82 82V83H81ZM87 82V83H86ZM4 83V84H3ZM19 83V84H18ZM28 83V84H27ZM33 83V84H32ZM68 83V85H66ZM152 83H153V85L155 84H157V83H155V82H153L152 81ZM2 84V85H1ZM11 85V87H10V85ZM13 84V85H12ZM16 84V85H15ZM39 84V85H38ZM46 86H45V85ZM49 84H50V86H49ZM80 84H86L85 86L87 87V88H85V86L83 85L82 87L81 86H79ZM8 85H9V87H8ZM20 85H21V87H20ZM23 85V86H22ZM37 86V88H36V86ZM41 85V86H40ZM65 85H66V87H65ZM17 86V87H16ZM29 86V88L30 89H26L27 87ZM31 86H32V88H31ZM35 86V87H34ZM99 86V87H98ZM5 87V88H4ZM8 87V88H7ZM26 87V88H25ZM40 87V88H39ZM18 88H19V90H18ZM20 88H22L21 89V91H20ZM23 88H24V90H23ZM37 89V91H35L36 89ZM63 88V89H62ZM100 88H102V87H100ZM4 89H5V91H4ZM7 89H9V91H10V89H11V95L9 94V91H8V93L6 92V90ZM14 89V90H13ZM42 89H43V91H42ZM47 89L49 90V91H47ZM51 89V90H50ZM53 89V90H52ZM3 90V91H2ZM26 90L28 91V92H26ZM46 90V91H45ZM79 90V89H78ZM16 91V92H15ZM22 93V94H19L20 92ZM23 91H24V94H23ZM55 91H57V92H55ZM58 91H60V92H62V93H60V92H58ZM84 91L82 90V92H80V91H78V92H80L81 94L83 93L84 94ZM97 91L96 92H92L93 93V95L94 94H97ZM6 92V93H5ZM43 92V93H42ZM4 93V94H3ZM18 93V94H17ZM38 95H37V94ZM47 93V94H46ZM57 95H56V94ZM58 93H59V95H58ZM79 93V94H80ZM5 94H7V95H5ZM51 94H52V96H51ZM10 95V96H9ZM46 95H47V97H46ZM54 95V96H53ZM56 95V96H55ZM6 96V97H5ZM14 96V97H13ZM26 96V97H27ZM60 96V97H61ZM81 96V95H80ZM7 97L9 98V99H7ZM13 97V98H12ZM18 97H19V99H18ZM57 97H58V100H57ZM188 97V98H187ZM56 98V99H55ZM62 98V99H63ZM194 98H199V100L202 102H204V103H212L213 102V98H212V96L211 95H209V96H206V95H204L203 94V92H202V90H200V89H192V91L185 97V99L182 101V103L178 106V108L175 110V114L176 115H181V113H183L184 112V110H185V108L187 107V105L189 104V102H191ZM3 99V100H2ZM15 99H14V101H15ZM24 99H25V97H24ZM23 98L20 100V102H21V104H20V108H21V111H25L26 110V108H25V106H23L24 105V103H25V100L27 99H25L24 100ZM30 99H33L32 101L30 100ZM50 99H51V101H50ZM55 99V100H54ZM6 100V101H5ZM47 100V101H46ZM94 100V101H93ZM34 101V102H33ZM41 101V102H40ZM58 101V102H57ZM97 101V102H96ZM56 102V103H55ZM98 102H99V104H98ZM184 102V103H183ZM79 103V102H78ZM26 104V103H25ZM40 104V105H39ZM44 104V106L45 107H43L42 105ZM75 103H74V106L76 105ZM84 104H82V105H84ZM97 104V105H96ZM5 105H6V107H5ZM39 105V106H38ZM55 107H53V106ZM65 105V104H64ZM95 107H94V106ZM99 105V106H98ZM100 105H101V107H100ZM107 105V104H106ZM40 106H41V110H40ZM52 106V107H51ZM96 106H97V108H96ZM9 107V106H8ZM25 109H23V108ZM37 107L39 108V109H37ZM49 107V108H48ZM90 107H91V109H90ZM93 107V108H92ZM99 107L103 110H101L102 112H104V114H103V116H99L97 113L99 112V114L100 113H102V112H100V110L98 111V109H99ZM63 108H64V106H63ZM62 108V109H63ZM75 108V107H74ZM96 108V109H95ZM106 108H107V106H106ZM105 108V109H106ZM43 109V110H42ZM45 109V110H44ZM51 109L52 110H54V111H51ZM84 109H86V111L84 110ZM88 109H90V111H96V115H95V111H94V113L92 112H90ZM94 109V110H93ZM187 109V108H186ZM46 110H48V111H46ZM59 110V109H58ZM87 110H88V112H87ZM3 111H4V113H3ZM31 111V112H32ZM45 113H44V112ZM82 111H83V113H82ZM98 111V112H97ZM209 111V109H207L206 108V110H202V114H205L206 112H208ZM30 112V113H31ZM47 112H50V113H47ZM79 112V113H78ZM85 112H86V114H85ZM53 113V114H52ZM72 113H74V112H72ZM28 114V113H27ZM48 114V115H47ZM78 114V115H77ZM82 114V115H81ZM94 114L95 116H97V117H94L93 116V119L95 120V121H97V124L95 123V121L92 119V115ZM51 115V116H50ZM111 115H112V113H111ZM79 116V117H78ZM173 116V115H172ZM192 116H193V113H190V118H192ZM8 117V118H7ZM11 117V116H10ZM49 117L52 119V118H54V119H50L49 120ZM81 117V118H80ZM84 117V118H83ZM102 117V118H101ZM154 117V116H153ZM25 118V117H24ZM97 118H99V121L98 120H96ZM104 118V119H103ZM105 118H106V120H105ZM108 118V119H107ZM155 118V117H154ZM157 118V117H156ZM155 118V119H156ZM11 119H12V121H11ZM17 119H19V118H17ZM44 119V122L42 121ZM47 119V120H46ZM93 121H92V120ZM112 119V120H111ZM149 119H153L152 117L151 118H149ZM154 119V120H155ZM8 120H9V123H7L6 124V122H8ZM30 120V121H29ZM78 120V119H77ZM91 120V121H90ZM101 120H103V121H101ZM105 120V121H104ZM111 120V121H110ZM150 120V121H151ZM19 122H20V120H18ZM18 121H17V123H18ZM56 121H58V122H56ZM115 121V122H114ZM145 121V120H144ZM37 122H38V124H37ZM92 122H94L93 123V125H97L98 126V129L99 130H102V131H98V129H97V132H100L101 134H103V135H105L104 137H102L101 135V137L99 136V133H96L94 130H92V131H94L95 133H96V135L95 134H93L94 132H92V131H90L91 129H90V127L92 128V126H91V124H92ZM106 124H105V123ZM151 122H153V121H151ZM151 122L149 123V125L151 124ZM21 123V122H20ZM20 123H19V125H20ZM34 123H32V125H30V127H32L33 126V124ZM53 123H56L57 124V126L59 127V126H61V124H62V128L61 127H59V129H57V126L54 124V126H51ZM99 123V124H98ZM105 125H104V124ZM21 124V125H22ZM27 124H29V123H26V125ZM31 124V123H30ZM59 124V125H58ZM142 124H144V123H142ZM141 124V125H142ZM249 124H250V126H249V128H251L252 126H254V125H257L258 127L259 126H264V114L263 115H258V114H255V117H253L251 120H249ZM7 125V127L5 128V126ZM18 125V126H19ZM90 125V126H89ZM102 125V126H101ZM147 125H148V123H147ZM23 126H25V125H23ZM22 126V127H23ZM97 126H94V129H95V127H97ZM102 128H101V127ZM160 126V125H159ZM158 126V127H159ZM21 127V126H20ZM21 127V128H22ZM27 128L26 129H28L29 128V125L28 126H26ZM36 127V128H35ZM46 127V128H45ZM49 127H50V129H49ZM53 127V128H52ZM55 127V128H54ZM65 127V128H64ZM157 127V128H158ZM24 128V127H23ZM101 128V129H100ZM0 129H1V126H0ZM13 129V128H12ZM25 129V128H24ZM52 129H54V130H52ZM55 129H57V131H55ZM88 129H90L89 131H88ZM129 129V130H128ZM11 130V131H10ZM42 130H46V131H42ZM59 130V131H58ZM146 130V131H147ZM228 130V129H227ZM51 133H50V132ZM63 131V132H62ZM66 131V132H65ZM67 131H68V133H67ZM11 132V133H10ZM55 132V133H54ZM59 132L61 133V134H59ZM152 131H150V132H148V133H146L145 135H141V137L142 136H146V135H149V133H151ZM5 132H1V134H2V137H4L3 136V134H4ZM46 133V134H45ZM52 133H54V134H52ZM58 133V134H57ZM86 133H88V135L86 134ZM49 134V135H48ZM50 134H52V135H50ZM66 134H68V136H66V140L64 139V136L66 135ZM97 134H98V136H97ZM37 135V136H38ZM48 135V142L47 143H45V141L47 140L46 138H44V136L46 137ZM58 135H62L63 136V138H62V136L60 137V136H58ZM199 135V133H197L196 135H195V137H197ZM8 136V135H7ZM52 136H54V138L52 137ZM71 136H72V138H71ZM94 136H95V138H94ZM20 137H21V135H20ZM35 137H36V139H35ZM41 137H42V140H44V142L41 140ZM57 137H58V139H57ZM59 137L61 138V139H59ZM71 138L72 140H74V142L71 140V139H69V138ZM85 137H83V139L84 140H86V138ZM51 138V139H50ZM55 138H56V140H55ZM94 138V139H93ZM135 138V139H134ZM4 139V138H3ZM9 139V140H8ZM19 139V138H18ZM22 139H23V142H22ZM46 139V140H45ZM54 139V140H53ZM63 139H64V142H63ZM102 139V140H101ZM0 140H1V142H2V139L0 138ZM30 140V139H29ZM58 140H59V143L61 144H59L58 143ZM70 140V141H69ZM95 142H94V141ZM104 140V141H103ZM12 141V143H14L13 144V147L15 148V150H14V148L13 147H11V145L10 144H12V143H10V142ZM66 141V142H65ZM93 141V142H92ZM31 142V141H30ZM29 142V143H30ZM50 142V143H49ZM69 142V143H68ZM100 142H102L101 144H100ZM124 142V143H123ZM129 142V143H128ZM239 142H242V141H240V140H237L236 141V143H239ZM63 143V144H62ZM127 143V144H126ZM7 144V145H6ZM50 144V145H49ZM55 144V145H54ZM65 144V146H63ZM100 144V145H99ZM10 145V146H9ZM68 145H69V147L71 146V148L69 149L68 148ZM73 145V146H72ZM75 145V146H74ZM95 145V146H94ZM108 146L107 148L105 147V146ZM122 145V146H121ZM33 146H34V144H33ZM37 146H39V147H41V149L40 148H37ZM42 146H44V148L42 147ZM59 146V147H58ZM61 146H63V147H61ZM67 146V147H66ZM120 146V147H119ZM3 147V146H2ZM50 147H51V149H50ZM66 147V149L67 150H69V151H67L66 149H64ZM78 147H80V148H78ZM93 147V148H92ZM119 147V148H118ZM123 147V148H122ZM42 148L45 150H42ZM53 148V149H52ZM58 148H61V149H58ZM121 148H122V150H121ZM39 149V151H37ZM77 149H79V150H77ZM85 149V150H84ZM51 152H50V151ZM59 150H60V152H59ZM76 150H77V152H76ZM82 150V151H81ZM90 150V151H89ZM30 151V152H29ZM42 151V152H41ZM49 151V152H48ZM64 151V152H63ZM84 151V152H83ZM120 151V152H119ZM28 152V153H27ZM39 152V153H38ZM45 152H48V156L46 157L45 155H47V153L45 154ZM74 152V153H73ZM79 152V153H78ZM92 152V153H91ZM119 152V153H118ZM5 153V154H6ZM22 155H21V154ZM52 153V154H51ZM67 153V154H66ZM71 153V154H70ZM78 153V154H77ZM91 153V154H90ZM216 153V152H215ZM25 154V155H24ZM49 154H51V155H53L52 156V158L51 157H49ZM56 154V155H55ZM60 156H59V155ZM61 154L63 155V154H66V155H63V156H61ZM69 154V155H68ZM73 154V155H72ZM87 154V155H86ZM126 154V155H125ZM17 155V156H16ZM50 155V156H51ZM71 155H72V157H71ZM76 155V156H75ZM91 155V156H90ZM123 155H125L124 157H122ZM173 156V158L171 157L170 158V156ZM38 156V157H37ZM41 158H40V157ZM54 156H58V158L56 159V157H54ZM129 156V157H128ZM140 158H139V157ZM4 157H6V156H4ZM25 157V158H24ZM43 157V158H42ZM46 157V158H45ZM53 157L55 158L54 159V161H56L57 160V163L56 164H54V162H52L53 160ZM82 157H84V159L82 158ZM103 157V158H102ZM125 157H127L126 159H125ZM141 157H142V159H141ZM151 157H152V160H155V155L153 154V152L151 153ZM25 160H24V159ZM49 158H51L50 160H49ZM74 158V159H73ZM78 158H79V160H78ZM92 158V159H91ZM109 158V159H108ZM138 158V159H137ZM186 158V159H185ZM16 159V160H15ZM31 159V160H30ZM76 159V160H75ZM105 161H103V160ZM108 159V160H107ZM135 159V161H133ZM173 159H174V161H173ZM10 160V159H9ZM15 160V161H14ZM38 160V162H36ZM40 160V161H39ZM48 160H49V162H48ZM59 160V161H58ZM95 160V161H94ZM130 160H132V161H130ZM139 160V161H138ZM17 161V164H15V162ZM19 161H20V164H19ZM28 161H29V163H30V165H29V163H28ZM66 163H64V162ZM85 161V162H84ZM171 161V162H170ZM173 161V162H172ZM22 162V163H21ZM25 162V164H23ZM58 162H60V163H58ZM82 162V163H81ZM116 162V163H115ZM131 162H133L134 163V166L135 167H132V170L134 169V171H136L137 169V171H136V173H138V171H139V169H140V167L138 168L137 166H139V165H141V163H142V167H141V170L143 171L140 175H138V176H136V174H135V172L134 171H132V170H130V167H129V165L131 166ZM135 162L137 163V164H135ZM180 162V163H179ZM63 165H62V164ZM108 163V164H107ZM115 163V164H114ZM124 163V164H123ZM159 163V162H158ZM37 164V165H36ZM50 164V165H49ZM58 164V165H57ZM60 164V165H59ZM69 164V165H68ZM96 164V165H95ZM104 164H107V166L108 167H106V166H104ZM23 165H25L24 167H23ZM39 165V166H38ZM47 166V168H46V166ZM54 165V166H53ZM56 165V166H55ZM63 167H62V166ZM133 165V164H132ZM137 165V166H136ZM3 166V167H2ZM33 166V167H32ZM43 166V167H42ZM59 166V167H58ZM111 166V167H110ZM114 167V171H113V167ZM125 166H127V168L125 167ZM10 167V166H9ZM9 167H7V168H9ZM54 167L57 169V170H54ZM75 167V168H74ZM36 168H37V170H36ZM42 168H45V169H42ZM49 168V169H48ZM81 168V169H80ZM83 168H85V170L83 169ZM91 168V169H90ZM101 168V169H100ZM125 168H126V171H125ZM128 168H129V170H128ZM135 168H137L136 170H135ZM25 169V170H24ZM70 169V170H69ZM76 169V170H75ZM117 169V170H116ZM19 170H21V171H19ZM24 170V171H23ZM45 170H46V173L45 174H43L44 172H45ZM56 171L55 173L53 172L52 173V171ZM63 172H62V171ZM67 170V171H66ZM72 170V171H71ZM101 170V171H100ZM108 170V171H107ZM17 173H20V174H16V172ZM36 173H35V172ZM42 171H44V172H42ZM50 171H51V174H50ZM59 171V173H57ZM71 171V172H70ZM79 171H81V172H79ZM84 171H85V173H84ZM130 171V172H129ZM135 174H133L132 172ZM23 172H25V173H23ZM41 172H42V174H41ZM65 172H66V174H65ZM112 174H111V173ZM13 173H15V174H13ZM22 173H23V176H22ZM71 175H70V174ZM73 173V174H72ZM79 173V174H78ZM84 173V174H83ZM105 173V174H104ZM122 173H124V175L122 174ZM125 173H126V175H127V179L130 177V178H132L133 179V182L131 181L132 179H128V180H126V175H125ZM28 175V176H26V175ZM34 174V175H33ZM36 174V175H35ZM39 174V175H38ZM49 174V175H48ZM57 174V175H56ZM103 174V175H102ZM116 174V175H115ZM21 175V176H20ZM54 175H55V177H54ZM59 175H61V176H59ZM63 175V176H62ZM73 175V176H72ZM75 175H77V176H75ZM81 175H83V176H81ZM95 175V176H94ZM111 175V176H110ZM120 176L118 179H115V178H117L118 176ZM130 175V176H129ZM132 175V176H131ZM7 176H10L9 178H6ZM36 176V177H35ZM45 178H44V177ZM66 176V177H65ZM85 176V177H84ZM116 176V177H115ZM136 176V177H135ZM59 177H61V178H63V179H60ZM72 177V178H71ZM79 177H81V179L79 178ZM84 179H83V178ZM135 177V178H134ZM138 177V178H137ZM33 178H34V180H33ZM46 178L48 179V180H46ZM52 178V179H51ZM56 178V179H55ZM67 178V179H66ZM69 178H71V179H69ZM78 178V179H77ZM94 178V179H93ZM137 178V179H136ZM16 179L18 180L19 179V181H16ZM24 180V182H22V180ZM43 179V180H42ZM60 179V180H59ZM87 179V180H86ZM94 181H93V180ZM103 179H104V181H103ZM109 179V180H108ZM118 182H116L115 180ZM121 179V180H120ZM57 180H58V182H57ZM63 182H62V181ZM84 180V181H83ZM96 180V181H95ZM106 180V181H105ZM125 180V181H124ZM129 180H130V182H129ZM11 181V182H10ZM26 181V182H25ZM27 181H29V183H28V185L26 184L25 185V183H27ZM37 181V182H36ZM49 181V182H48ZM55 182L54 184H52L53 182ZM71 183H70V182ZM76 181V182H75ZM83 181V182H82ZM120 181H122V182H120ZM18 182H19V184H18ZM57 182V183H56ZM61 182V183H60ZM65 182L67 183V182H69V183H67V184H65ZM107 182V183H106ZM150 182V183H149ZM7 183H10V184H12L13 186H11L10 184H8L7 186H5ZM50 183V184H49ZM74 183H76V184H74ZM81 183H83L82 184V186H81ZM91 183V184H90ZM93 183H95V184H93ZM96 183H97V185H96ZM113 183V184H112ZM125 183V184H124ZM126 183H130V184H126ZM145 183V184H144ZM19 186H18V185ZM26 186V187H24V185ZM35 184V185H34ZM52 184V185H51ZM57 184H59V185H57ZM62 184H64L63 186H62ZM74 184V185H73ZM88 184V185H87ZM15 185V186H14ZM31 185V186H30ZM33 185V186H32ZM41 187H40V186ZM47 185V186H46ZM50 185V186H49ZM55 185V186H54ZM56 185H57V188H56ZM68 185V186H67ZM79 185V186H78ZM86 185V186H85ZM122 185H123V187H122ZM129 185H130V187H129ZM72 186V187H71ZM75 186V187H74ZM94 186V187H93ZM97 186V187H96ZM109 186H111V187H113V189L112 188H110ZM115 186V187H114ZM120 186V187H119ZM2 187V188H1ZM23 187V188H22ZM29 187V188H28ZM39 187V188H38ZM55 187V188H54ZM64 187H65V189H67L68 191H65L64 190ZM82 187H84V189L82 188ZM105 187V188H104ZM109 187V188H108ZM36 188H37V190H36ZM73 188V189H72ZM91 188H92V190H91ZM19 189V190H18ZM28 189H29V191H28ZM32 189V190H31ZM51 189V190H50ZM95 189V190H94ZM121 191H120V190ZM144 189V191H143V193H142V190ZM146 189V190H145ZM175 189H178V190H183L182 191V201L181 202H179V198H177L176 197V195H175ZM6 190V189H5ZM23 192V190H24V192H23V194H22V192ZM30 190H31V192L33 193H30ZM36 190V191H35ZM59 190V191H58ZM77 190H79V191H77ZM84 190H85V192H84ZM147 190H148V192H147ZM21 193H20V192ZM34 191V192H33ZM58 191V192H57ZM61 191H62V194H60L61 193ZM70 191V192H69ZM88 191V192H87ZM146 191V192H145ZM26 192H28L27 194H30V195H28V196H26L27 194H26ZM50 192H51V194H50ZM56 192V193H55ZM66 192H68L67 194H66ZM84 192V193H83ZM104 192H106V193H104ZM116 192V193H115ZM126 192H128V193H126ZM0 193H1V191H0ZM22 194L23 195V197H22V195H20V194ZM43 195H42V194ZM126 195H124V194ZM1 194H3V195H1V199H2V201H3V204H4V202H6V201H4V200H6L7 198H6V196H5V193L4 192H2ZM56 194V195H55ZM69 194V195H68ZM83 194V195H82ZM108 194V195H107ZM116 194V195H115ZM34 195H37V196H34ZM54 195H55V197H54ZM2 196H4L5 198H3ZM15 196V197H14ZM20 196V197H19ZM26 196V197H25ZM29 196H30V198H29ZM32 196V197H31ZM53 196V197H52ZM74 196V197H73ZM82 196V197H81ZM88 196V197H87ZM90 196V197H89ZM97 196H98V198H97ZM100 196V197H99ZM23 198V200H29V202H32V205H31V203H29L28 201L26 202V201H24L25 202V205H24V202H23V200H22V198ZM69 199H68V198ZM76 197V198H75ZM79 197L82 199H79ZM8 198V199H9ZM16 198H17V200H16ZM43 198V199H42ZM62 198V199H61ZM100 198V199H99ZM103 198V199H102ZM7 199V200H8ZM9 199V200H10ZM38 199V200H37ZM55 199V200H54ZM60 199V200H59ZM63 199H64V201H63ZM66 199H68L67 200V202H68V204H67V202H66ZM85 199V200H84ZM22 200V201H21ZM74 200H75V202H74ZM81 202H80V201ZM96 200V201H95ZM102 200V201H101ZM124 200V202H122V201ZM125 200H126V202H125ZM1 201V200H0ZM20 201V202H19ZM90 203H88V202ZM91 201V202H90ZM108 201V202H107ZM37 202V203H36ZM44 202V203H43ZM50 203V204H47V203ZM55 202V203H54ZM65 202V203H64ZM71 202V203H70ZM83 202V203H82ZM1 203V202H0ZM14 202H12V204H13ZM16 203V202H15ZM22 203V204H21ZM60 203V204H59ZM64 203V204H63ZM71 205H70V204ZM74 203H76V204H74ZM80 203V204H79ZM87 203V204H86ZM93 203V204H92ZM95 203H96V205H95ZM99 203V204H98ZM2 203H1V205L3 206H1L0 205V207L2 208V211H6V212H11L13 209H11V208H9V209H11V211L8 209V207L4 204L3 205ZM55 204V205H54ZM62 204V205H61ZM78 204H79V206H78ZM82 204V205H81ZM26 205H27V208H26ZM30 205H31V207H30ZM43 205V206H42ZM48 205H50V206H48ZM60 205V207H58ZM63 205H65L64 207H63ZM69 205V206H68ZM73 205V206H72ZM89 205V206H88ZM91 205V206H90ZM92 205H95V208H93L94 206H92ZM104 205V206H103ZM4 206H6L5 207V209L3 210V208H4ZM25 206V207H24ZM32 206H33V210H32ZM57 206V207H56ZM71 206V207H70ZM82 207V208H79V207ZM83 206H85V207H83ZM96 206H97V208H96ZM31 209H30V208ZM51 207V208H50ZM52 207H54V209H52ZM69 207V208H68ZM102 207V208H101ZM24 208H26V209H24ZM43 208V209H42ZM75 210H74V209ZM77 208V209H76ZM121 208H123V209H121ZM176 208V209H175ZM30 209V210H29ZM52 209V210H51ZM57 209V210H56ZM66 211H65V210ZM70 209V210H69ZM71 209H72V211H71ZM90 209V210H89ZM97 211H96V210ZM106 211L105 213L103 212L104 210ZM109 209H111V210H109ZM42 210V211H41ZM86 210V211H85ZM92 210V211H91ZM117 210H119V211H117ZM45 211V212H44ZM85 211V212H84ZM90 211V212H89ZM103 213H102V212ZM114 211L115 212H117L116 214L114 213ZM175 211V212H174ZM18 212V211H17ZM43 212V213H42ZM80 212V213H79ZM92 212H95V213H92ZM99 212V213H98ZM5 213V212H4ZM35 213H37V212H35ZM42 213V214H41ZM112 213V214H111ZM87 214V215H88ZM94 216H93V215ZM108 214V215H107ZM112 216H111V215ZM118 214V215H117ZM91 215V216H90ZM100 216L99 218H96L97 216ZM104 215V216H103ZM110 215V216H109ZM44 216H42V218L41 219H43V223H46V221H44V220H46L45 219V217ZM103 216V217H102ZM106 216H109L108 218L106 217ZM113 217V220L111 219ZM47 218V217H46ZM89 218V219H90ZM109 218H110V220H109ZM117 218H120L119 220H120V222H119V220L117 219ZM133 218V219H132ZM83 219H84V221L88 224H85L84 223V221H83ZM102 219V220H101ZM105 219V220H104ZM77 220H78V222L80 221V223H83L82 225L81 224H79V223H76L77 222ZM99 222H98V221ZM76 221V222H75ZM112 221V222H111ZM73 222H75V226H74V223ZM92 222H93V224H92ZM95 223V224H94ZM78 224V225H77ZM97 224H99V226L97 225ZM134 224V225H133ZM85 225V226H84ZM95 225V226H94ZM2 226V225H1ZM38 226L40 227V228H38ZM81 226H83V228H81ZM89 226V227H88ZM65 227V228H64ZM72 227V228H71ZM94 227V228H93ZM41 228H42V230H41ZM64 228V229H63ZM71 228V229H70ZM87 228V229H86ZM93 228V229H92ZM43 229H44V232H43ZM66 229V230H65ZM77 229V230H76ZM105 229H107L108 231H106ZM166 229V230H165ZM51 230V231H50ZM55 230H57V231H55ZM71 230V231H70ZM94 230V231H93ZM22 232L24 231V233L26 232L25 230H21ZM40 231V232H39ZM54 231V232H53ZM65 231V232H64ZM82 231H84L85 233H86V231H88V233L89 234H86V235H84L85 233L84 232H82ZM95 233H93V232ZM96 231V232H95ZM3 231H1V233H2ZM18 232V231H17ZM19 232H20V230H19ZM18 232V233H19ZM43 232V233H42ZM56 232V233H55ZM68 232H70V233H68ZM92 232V233H91ZM100 232V233H99ZM152 232V233H151ZM0 233V234H1ZM21 233V232H20ZM20 233H19V235H20ZM23 233V234H24ZM38 233H36V234H38ZM61 233V234H60ZM72 233V234H71ZM74 233V234H73ZM143 233H144V235H143ZM156 233V234H155ZM49 234V235H48ZM56 234H58V235H56ZM103 234V235H102ZM142 234V235H141ZM2 235V234H1ZM42 235H40V236H42ZM45 235H48V236H46L45 237ZM83 235V236H82ZM87 235L89 236H91V235H93V236H95V237H93V236H91L92 238H91V240H88V239H90V236L89 237H87ZM100 235V236H99ZM104 235H105V237H104ZM131 235H132V237H131ZM133 235L135 236H137L136 237V239H135V241H134V238L135 237H133ZM140 235V236H139ZM158 235V236H157ZM58 236V237H57ZM64 236V237H63ZM85 236V237H84ZM97 236V237H96ZM155 236V237H154ZM57 237V238H56ZM69 237V238H68ZM71 237V238H70ZM84 237V238H83ZM104 237V238H103ZM130 237V238H129ZM142 237V238H141ZM146 237H147V239H146ZM152 237V238H151ZM156 237H157V239H156ZM2 238V237H1ZM0 238V239H1ZM101 238H103V239H101ZM107 238V239H106ZM137 238H138V240H139V242L137 243L136 242V240H137ZM140 238V239H139ZM143 238H144V240H143ZM3 239H5L4 240V242L6 241V238L4 237ZM3 239H1V240H3ZM49 239V238H48ZM57 239V240H56ZM71 239V240H70ZM82 239V240H81ZM86 239H87V241H86ZM94 239V240H93ZM132 239V240H131ZM143 241H142V240ZM66 240V241H65ZM133 241V242H131V241ZM64 241V242H63ZM92 241V242H91ZM149 241V242H148ZM151 241V242H150ZM157 241V242H156ZM60 242V243H59ZM113 242H115V243H113ZM116 242H117V244H116ZM131 242V243H130ZM142 242H143V244L144 245H142ZM0 243H2L3 244V241L1 242L0 241ZM71 243H73L74 244V246H73V244H71ZM133 243V244H132ZM141 243V245L144 247L145 245H146V249H144L142 246H140L139 247V244ZM146 243V244H145ZM149 243H151V245L149 244ZM5 244V243H4ZM3 244V246L4 247H6L5 245ZM57 244V245H56ZM69 244V245H68ZM132 244V246H134V247H132V246H129V245H131ZM71 245V246H70ZM156 245V246H155ZM3 246H1V244H0V247L2 248ZM65 246V247H64ZM128 246V247H127ZM150 246V247H149ZM4 247H3V249H4ZM112 247V248H111ZM116 247V248H115ZM142 247V248H141ZM148 247L150 248V249H148ZM158 247V248H157ZM126 248V249H125ZM134 248V249H133ZM177 251H175L174 249ZM3 249H2V251H3ZM73 251H72V250ZM132 249V250H131ZM144 251H143V250ZM149 251H152L153 252V254H154V256L152 255V252H148V250ZM1 250V249H0ZM67 250V251H66ZM110 250V251H109ZM147 251V253H146V251ZM174 250V251H173ZM2 251H0V252H2ZM64 251V252H63ZM69 251H70V253H69ZM133 251V252H134ZM169 251H171V255H173L175 252V255L176 256H178V257H176V256H174V258H176V260H173L174 258H173V256H170V255H167V254H169L168 252ZM172 251H173V253H172ZM72 252H75V253H72ZM83 252V253H82ZM112 254H111V253ZM125 252H126V254H125ZM130 252V253H129ZM146 254H148V255H146ZM80 253H82L83 255H81ZM103 255H102V254ZM125 255H124V254ZM150 253V254H149ZM157 253V254H156ZM3 255H2V258L4 257V253H2ZM61 254H62V256H61ZM68 254V255H67ZM72 254V255H71ZM97 254V255H96ZM101 254V255H100ZM117 254V255H116ZM133 254V253H132ZM135 254V253H134ZM137 254H139L138 256H137ZM156 254V255H155ZM159 254V255H158ZM80 255V256H79ZM129 255V256H130ZM76 256V258H74ZM78 256V257H77ZM86 256V257H85ZM105 256V257H104ZM123 256L125 257V256H127V257H125V258H123ZM169 256V257H168ZM191 256V257H190ZM188 258H189V261H190V263H191V258H193V257H196V256H192V255H190ZM69 257V258H68ZM74 259H73V258ZM83 257H85V258H83ZM108 257V258H107ZM117 257H119V258H117ZM134 257V258H133ZM149 257H151V258H149ZM6 258H7V256H6ZM82 258V259H81ZM98 258V259H97ZM117 258V259H116ZM138 258V259H137ZM155 258V259H154ZM158 258V259H157ZM161 258V259H160ZM79 259V261H77ZM116 259V260H115ZM123 259H125V260H123ZM150 259V260H149ZM71 260V261H70ZM75 260V261H74ZM86 260V261H85ZM131 260V261H132ZM153 260V261H152ZM156 260H158V261H156ZM186 260H188V259H186ZM110 261V262H111ZM156 261V262H155ZM181 260H180V258H179V261L178 262H180ZM194 261H196L197 262V259L195 260V258H193V260H192V262L193 263H196V262H194ZM68 262V263H67ZM92 262V263H91ZM10 263H11V261H10ZM9 263V264H10ZM14 263V262H13ZM109 263V262H108ZM112 263V262H111ZM112 263V264H113ZM119 263H121V262H119ZM192 263V264H193ZM12 264V263H11ZM63 264V263H62ZM178 264V263H177ZM198 264V263H197Z\"/></svg>","mask_w":264,"mask_h":264},{"label":"crops","instance_id":"obj_3","mask_svg":"<svg viewBox=\"0 0 264 264\" xmlns=\"http://www.w3.org/2000/svg\"><path fill=\"white\" fill-rule=\"evenodd\" d=\"M198 101L192 118L186 107L165 126H159L149 135L137 136L132 152L135 156L139 152L146 156L149 174L161 168L156 140L163 139L167 144L170 136L178 139L184 133L193 137L199 133L201 112L209 107L208 103ZM250 130L245 142L234 143L213 155L205 152L195 156L192 175L185 184L196 187L200 202L210 199L219 206L212 219L217 231L207 244L219 264H264V149L251 140ZM182 191L175 189L180 200H183Z\"/></svg>","mask_w":264,"mask_h":264},{"label":"water","instance_id":"obj_4","mask_svg":"<svg viewBox=\"0 0 264 264\" xmlns=\"http://www.w3.org/2000/svg\"><path fill=\"white\" fill-rule=\"evenodd\" d=\"M250 137L253 142L260 144L264 149V126L251 129Z\"/></svg>","mask_w":264,"mask_h":264}]
</instances>
